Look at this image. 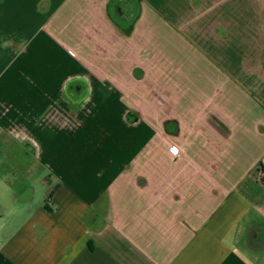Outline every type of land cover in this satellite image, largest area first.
Wrapping results in <instances>:
<instances>
[{
	"label": "crops",
	"instance_id": "crops-1",
	"mask_svg": "<svg viewBox=\"0 0 264 264\" xmlns=\"http://www.w3.org/2000/svg\"><path fill=\"white\" fill-rule=\"evenodd\" d=\"M109 2L0 0V264H264V0Z\"/></svg>",
	"mask_w": 264,
	"mask_h": 264
},
{
	"label": "rangeland",
	"instance_id": "rangeland-1",
	"mask_svg": "<svg viewBox=\"0 0 264 264\" xmlns=\"http://www.w3.org/2000/svg\"><path fill=\"white\" fill-rule=\"evenodd\" d=\"M122 1L127 6L134 7V5H135L130 1L129 2H126L125 0H122ZM129 18H131V16H124L121 19L129 21ZM134 26H135V24H134ZM134 26H133V28H134ZM17 154H18V152H17L16 148L10 147V149L7 152V155L5 156L6 157L5 160L0 161V178H2V176H4V174H8V173H11V175H13V180H10L7 182L10 185L13 184V187H12V189H10L8 191V195L6 196L7 198L2 199L3 203L7 206H9L10 203L12 202L11 196H13V194H15V192L17 190H19L22 183H24L26 178H28V175L34 174V171H35V170H31V168L29 167L28 161L27 162L22 161L20 163L17 160ZM24 160H26V159H24ZM26 183L34 185L38 189V193H40V194H42V192H46V190H47L46 187H42L39 184V182L36 180L29 179V181ZM0 184H2V183L0 182ZM1 189L2 190H0V193L1 194L5 193L4 190L6 189V187L4 185Z\"/></svg>",
	"mask_w": 264,
	"mask_h": 264
},
{
	"label": "trees",
	"instance_id": "trees-1",
	"mask_svg": "<svg viewBox=\"0 0 264 264\" xmlns=\"http://www.w3.org/2000/svg\"><path fill=\"white\" fill-rule=\"evenodd\" d=\"M126 2H132L134 5V10L132 12L131 18H129V21L127 20H122L120 18V16L117 14V8L119 6L120 3H123L122 0H110L108 7H107V13L108 16L110 18V20L114 23V25L116 27H118V29H120L122 32H124L125 34H129L131 33L134 24L138 21L139 17H140V0H125ZM72 85L71 82L68 83V86L66 87V91L67 93L70 92L69 87Z\"/></svg>",
	"mask_w": 264,
	"mask_h": 264
},
{
	"label": "flooded vegetation",
	"instance_id": "flooded-vegetation-1",
	"mask_svg": "<svg viewBox=\"0 0 264 264\" xmlns=\"http://www.w3.org/2000/svg\"><path fill=\"white\" fill-rule=\"evenodd\" d=\"M134 8L132 6H127L124 3H120L118 8H117V14L120 16V18L124 17V16H129L132 14ZM88 84L84 81H77L74 82L71 86H70V93H68L67 95L69 97H72L73 99H82L83 97H85L87 91H88Z\"/></svg>",
	"mask_w": 264,
	"mask_h": 264
}]
</instances>
